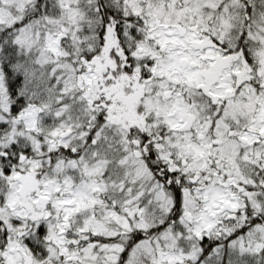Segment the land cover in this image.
Here are the masks:
<instances>
[{"label": "snow or ice", "instance_id": "6c2138e0", "mask_svg": "<svg viewBox=\"0 0 264 264\" xmlns=\"http://www.w3.org/2000/svg\"><path fill=\"white\" fill-rule=\"evenodd\" d=\"M0 264H264V0H0Z\"/></svg>", "mask_w": 264, "mask_h": 264}]
</instances>
